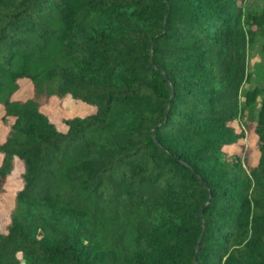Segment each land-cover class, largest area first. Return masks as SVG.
Segmentation results:
<instances>
[{"label": "trees", "instance_id": "16d2710c", "mask_svg": "<svg viewBox=\"0 0 264 264\" xmlns=\"http://www.w3.org/2000/svg\"><path fill=\"white\" fill-rule=\"evenodd\" d=\"M258 33L264 1L0 0V264H264ZM54 96L91 108L59 128ZM244 109L252 165L226 151Z\"/></svg>", "mask_w": 264, "mask_h": 264}, {"label": "rangeland", "instance_id": "374dc122", "mask_svg": "<svg viewBox=\"0 0 264 264\" xmlns=\"http://www.w3.org/2000/svg\"><path fill=\"white\" fill-rule=\"evenodd\" d=\"M264 0H244L245 7L250 9H259ZM247 71L248 77L242 83L240 94L252 86L264 85V37L261 34H255L253 41L247 46ZM31 94V84L27 79L20 81L19 88L14 96L24 99ZM242 95H240V99ZM257 103L254 105L255 111ZM90 106L86 103H73L67 97L57 99L55 96L50 97L46 102L40 105V109L47 114V116L56 124L57 127L62 126V118L71 115H81L87 111ZM2 108L0 106V141L6 131V123L2 116ZM248 109H244L241 116L230 121L231 125L237 130H242L238 140L232 145L226 147L227 152H235L244 156L245 163L252 165L257 158V147L255 142V135L252 129V122ZM254 114V113H253ZM18 185L16 170L8 177L5 183V191L0 194V229L2 230L6 223V213L12 200L13 190Z\"/></svg>", "mask_w": 264, "mask_h": 264}]
</instances>
